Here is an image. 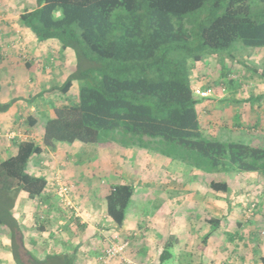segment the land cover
Masks as SVG:
<instances>
[{
	"label": "trees",
	"instance_id": "obj_1",
	"mask_svg": "<svg viewBox=\"0 0 264 264\" xmlns=\"http://www.w3.org/2000/svg\"><path fill=\"white\" fill-rule=\"evenodd\" d=\"M35 5L21 13L20 22L39 42L57 39L77 59L53 90L68 93L78 81L80 93L75 103L55 107L42 145L24 140L0 161V227L8 231L15 264H78L76 248L35 255L13 214L20 192L36 199L46 191L48 180L28 171L31 158L46 146L80 141L105 147L120 140L122 149L158 148L198 169L264 173V146L204 133L191 81L193 64L207 54L233 50L238 42L264 48V0H35ZM228 74L223 67L222 75ZM11 105L1 104L0 111ZM209 187L227 192L229 182L212 180ZM134 194L133 184L124 183L106 197L108 217L119 226ZM175 224L169 217L154 224L164 244L158 264L172 256L169 230ZM261 260L264 264V256Z\"/></svg>",
	"mask_w": 264,
	"mask_h": 264
},
{
	"label": "crops",
	"instance_id": "obj_2",
	"mask_svg": "<svg viewBox=\"0 0 264 264\" xmlns=\"http://www.w3.org/2000/svg\"><path fill=\"white\" fill-rule=\"evenodd\" d=\"M24 1L25 0H0V105L12 101V105L8 110L0 111V161L15 154L17 145L24 140H33L42 145L44 127L47 119L55 116L54 109L56 106L61 105L59 104L60 101L64 105H71V103L69 104L65 99L68 98L72 89L78 83V81H75L71 91L68 93H62L56 89L53 90L54 87L60 86L64 83L68 74L75 68L77 59L74 51L71 49H63L57 39L39 42L35 34L20 22V15L24 11H19L17 15H15L12 11H9L11 8L7 9V7H10L15 3H22ZM13 42H15V44ZM215 56L217 57L216 54ZM59 69H63L66 74L56 77ZM260 74L264 76V72ZM198 78H200L202 82L199 83L198 80V82L195 83L191 77L194 90L195 87H200L201 90L206 91L212 86L211 83H209V80L211 79L207 78L205 74H200ZM225 80L228 81L227 79ZM225 80L218 79L213 84L216 86L219 84L223 85L226 84ZM229 82L232 84L231 81ZM260 83L261 85H259L258 90H252L251 92V89H246L249 92L241 97L239 94H244L243 88L240 83L236 84V82H233V89H229V92H227L228 96L226 97L216 96L214 95V92L209 96L203 97H199L196 94L199 98L197 110L204 133H209V135L215 138H219L215 136V134L219 132H221L220 135L225 136H228V134L229 136L236 134L238 135V139L240 136H244L249 139L250 142L248 143L264 146L263 80H261ZM217 87L221 88L219 86ZM236 90L238 92L234 93ZM233 102L240 103L239 105L241 106L234 109H230L232 106H224L227 104L230 105ZM35 120L37 122L33 125V121ZM20 128H24L26 133L22 132ZM253 139L261 141L258 142L260 144H256ZM82 148L84 147L80 144V141L74 143L58 142L54 146H46L41 154L34 155L29 162L28 171L32 175L45 177L48 180L46 191L42 195L43 197H39L38 203L33 204L38 206L37 210L39 213H34L37 224L40 226V230L44 233H51L52 231H48L46 228L50 229L53 227L52 234L46 237L48 240L54 238L57 240L60 237V231H63L61 237L65 238L62 241H59L57 244L58 247L45 251L46 253L44 255H39L31 244L35 238L30 236L28 238V235H26V246L40 258L56 252H73V249L76 248L78 264H101L98 259L102 254L101 251L104 247L102 241V239L104 240V237L96 229L94 223L100 228H109L114 225L125 233V235L128 234L134 236L136 226L130 224L131 220L128 221V218H126L125 223L119 226L116 222L112 221L107 214L106 197L108 193L114 185L124 184L119 182V180L123 179L120 170L113 166L110 167L112 159H109L107 156L100 157L95 161V164L97 165V167L95 166V170L100 171L101 175L105 176L109 183H106V185L102 187L96 183L93 185L92 183L88 184L90 179H88L87 176L89 175L88 171L91 167L87 165L86 167H80L77 163V159L81 157L80 155L86 153ZM45 154H48V156L41 159ZM38 156L40 157L38 158ZM106 161H109L110 164ZM152 162H150V164L147 162L146 164L151 165ZM162 163L163 162H159L160 165ZM167 164H169V161L163 163L164 166L159 167V169H163L164 171L166 166V169L168 170L166 173L165 171L163 173L164 179L162 180V183H160V187L162 186L163 189L161 188L159 197L161 201H164V206L162 204L164 214L166 215L167 212L169 214L173 212L176 213L174 214L176 224L179 223L180 225L179 216L181 215L184 218L182 211L186 213V208L183 206L182 175L179 172L172 173ZM51 174L53 175L51 176ZM57 177H61L65 181L67 177L70 181L76 183L77 189L73 196L76 199L77 207L79 206L78 209L83 215L90 213L94 215L96 219L93 218L92 223L84 224L85 220H81L79 217H75V220H73L69 212L64 209L66 215H69V218H67L70 220L67 219L68 223L66 222L65 225H61L60 228V225H57V220L51 213L53 208L50 206V209L46 211L44 207L52 201L50 200V198L53 197L52 195L55 197L57 196V184L55 183ZM85 181L86 183L84 184L83 182ZM230 191L231 185L229 183V190L224 193H229ZM28 198L32 203L35 202V199H32L29 196ZM45 198L50 202H44ZM22 199H25L26 201L27 198L22 197ZM189 201L194 207L197 206L201 211H204L205 214L208 213L216 219L223 218L220 217V211L227 210L228 213L230 212V209L227 208V205L224 203H215L214 192L210 197L204 194H193L189 197ZM168 202L170 203V206L167 204ZM41 204H43V206ZM99 204H102L101 208H93L95 205L99 206ZM103 207L106 209H104L105 213H100V210H103ZM194 212H196V210L193 208L190 217L193 218L195 215ZM39 215L40 220H45L46 216H49V218L46 219L47 222H41L39 220ZM41 215H45V218H42ZM50 218L54 219L51 223L48 222ZM187 218H189V215H187ZM79 219L82 223L78 222ZM59 222L60 224L65 223V221ZM180 226L187 231V229L184 228V225ZM42 227H45V229L42 230ZM58 227L59 229L57 230ZM78 228H87V230L82 234H79ZM252 230V235L247 237L248 240L245 239L244 248L250 250L249 252L252 250L254 253H257L258 250H262L263 253L260 254L262 258L264 256V235L262 236L260 234L261 236H258V234L261 230H264V221L261 224L259 223L257 227ZM107 232H110V230ZM210 234L207 236L205 248H202L201 250V254H206L205 256L210 255V262L203 261L202 259H192L194 261L192 262V260H189L187 257L188 254L186 251L184 252L185 255L180 254L179 251L177 264H212V259L216 257L217 251L223 252V255L225 249H229L228 245L222 243V241H216L217 238ZM134 239L136 238H133V240L131 239L130 242L132 243ZM106 244L108 243L106 242ZM54 245L55 244H52V247ZM142 246L143 248L145 247L144 245ZM143 248L139 250H142ZM247 254L249 253L241 251L240 258L245 259ZM10 256V258H13L12 252L10 253ZM133 257L134 258L132 259L135 261L133 264H158L160 262V257L157 258L158 260H156V262H151L149 252L146 253L144 250L139 251ZM127 258L131 259L130 257ZM261 258L260 263L258 264H263ZM12 261H14V259H12ZM110 264H127V260H114Z\"/></svg>",
	"mask_w": 264,
	"mask_h": 264
},
{
	"label": "rangeland",
	"instance_id": "obj_3",
	"mask_svg": "<svg viewBox=\"0 0 264 264\" xmlns=\"http://www.w3.org/2000/svg\"><path fill=\"white\" fill-rule=\"evenodd\" d=\"M35 6V0H25L22 3H15L10 7H7V9L11 8V10L9 11H12L15 15H17L19 11H25L28 8H34ZM13 43L15 44V42ZM234 48L235 49L230 51H218L219 54H217V57L215 56V54H207L202 60L203 62L201 61L193 64V67L191 68V77L195 83H197L198 80L199 83L202 82V80L198 78L200 74H205L207 78L211 79L209 80V83H211L212 86L206 90L208 96L214 92V95L216 96L226 97L228 96L227 92H229V89H233V82H236V84L240 83L242 85L244 94L240 93L239 95L241 97L245 96V94L249 92L246 89H251V92L252 90L256 91L258 90L259 85H261L260 81L263 80L264 83V76L260 74L264 72V48L247 47L241 42H238L234 46ZM232 55L235 56V58L232 57ZM253 66L258 69V72H254L251 69V67L253 68ZM223 67H226V70H228L229 74L227 76L222 75ZM62 74L66 73H64L63 69H59L56 77H59ZM218 79H227L228 81L225 80L227 85L219 84L217 86L221 88H218L215 84H213ZM230 79H232V81ZM229 81H231L232 84ZM195 89L198 92L199 90H201L200 87H195ZM209 90H211V92H209ZM237 92L238 91L236 90L234 93ZM79 93L80 83L78 82L77 85L72 89V92L69 94L68 98L65 100H67L69 104H73L76 100H79ZM198 95L202 97L200 94ZM59 104L64 105L63 103H61V101L59 102ZM239 104L240 103L233 102L230 105L227 104L224 106H232L230 109H234L238 106H241ZM20 130L22 132H25L24 128H20ZM220 134L221 132L216 133L215 136L222 138L223 140L238 139V135L236 134L230 136L229 134L228 136ZM207 135L211 136L209 135V133ZM238 140H242L247 143L250 142L249 139L244 136H240ZM253 140L256 144H260L258 142H261L256 141L257 139ZM119 141L120 140H118V142H116L115 140L108 141L111 144H103L105 147L99 144H86L80 142V144L84 147L82 149H84L86 153H83V155H80L81 157L77 159V163L80 167H86V165L91 167V169L88 171L89 175L87 176V178L90 179L88 184L92 183L93 185L94 183H96L97 185L102 187L106 185V183H109L106 180V177L101 175L100 171L95 170V166L97 167L95 161H97L100 157L107 156L109 159H112L111 164L109 163V161H106L110 164V167L113 166L116 169H119L121 172V176L123 179L119 180V182H128L133 184V186L135 187L134 197L132 198V201L127 209L128 221L131 220L130 224H134L136 226L134 236H130L128 234L125 235V233H123L114 225L109 227V229L106 227L100 228L94 223L96 229L104 237V240L102 239L104 247L101 251V255H103V253L106 251L110 244V241L114 236H117V239L121 242L124 240L131 241V239L133 240V238H136L134 239V241H132V243L130 242L129 247L123 253L124 256L113 258L108 262V264H110L114 260L120 259H126L127 264H133L135 262L132 259L134 258L133 256L142 250H144V252L146 253L149 252L151 262H156V260H158L157 258H159L161 253L163 252L164 244L160 242L158 243L161 236L160 233L157 232V230L154 228L153 224H163L165 218H175L174 214H176L174 212L171 214L167 212L165 215L163 211L164 201H161L159 197L160 190L162 188V186L160 187V183H162V180L164 179L163 173L164 171L165 173L168 171L166 169V166L164 168V171L163 169H159V167L164 166L163 163H167V161H169V164H167V166L170 168V171H172V173L179 172L182 175L181 183L183 185V206H185V211L186 213H188L186 214L184 213V211H182L184 218L181 215L179 216L180 225H184V228L187 229V231H185L183 227L179 225V223L175 224L169 230V234L171 233V237L173 239V245L171 246V248H169L172 256L165 261V264H177L179 251V253L182 255H185L184 252L186 251L189 260L202 259L203 261L210 262V255L205 256L206 254H201V245L204 246V241L207 239V236L210 233V235L217 238L216 241H222V243H226L229 247L228 250L225 249V253L223 255V252L217 251L216 257L212 259V264H243L245 262L251 264L260 263V254L263 253V251L258 250L257 253H254L251 250V252H249L250 250H246L244 248V242L245 239L248 240L247 237H249V235H252V229L257 227L259 223L261 224L264 221V173H240L233 169L230 171L225 170V168L217 171L198 169L194 168V166H192L190 163L182 162L180 160H175L168 157L158 148L157 150L155 148L147 149L133 146L122 149V145L119 143ZM40 156H38V158ZM47 156L48 154H45L41 157V159ZM151 159L154 162H152ZM147 162H149V164L150 162L152 163L151 165H148L146 164ZM159 162L163 163L160 165ZM52 175L53 174H51V176ZM56 180L57 179H55V183L57 182ZM212 180L228 181L231 185V191L229 193H224L212 190L209 187V183ZM66 182L73 185L72 193L74 194L77 189L76 183L70 181L67 177ZM83 183L85 184L86 181ZM213 192L215 203H224L225 205H227V208L230 209L229 213L227 212V210L220 211V217H223L221 219H216L208 213L205 214L204 211H201V209L197 206L194 207L189 201V197L193 194H204L210 197ZM52 196L53 197L50 198L52 201H49L50 203H48V205H46L44 208L46 209V211L50 209V206L53 208L51 213L57 220V225H60L61 228V225L66 224L69 215L67 216L64 212V209L66 211V208L61 203H59V197H55L54 195ZM22 197H26V201L25 199H22ZM28 199L29 198L25 192H20L18 198H16L15 201L13 214L18 219L19 223L24 227L25 235H28V238L29 236L35 238L34 241H29L31 242L36 253H38L39 255H44L46 253L45 251L58 247L57 244L59 243V241H62L65 238L61 237L63 235V231L59 232L60 237L57 240H55L56 238L52 240H48L46 238L48 237V235L52 234L53 227L50 229L46 228L48 231L51 230V233H44L40 230V226L37 224V220L34 217V213H39V211L37 210L38 206L33 205L38 203V198H36L35 202L33 203ZM252 202H255L257 205L251 213L249 211V208ZM167 204L170 206L169 202ZM41 205L43 206V204ZM101 207L102 204H99V206L95 205V207L93 208L98 209ZM193 208L196 210V212H194L195 215L192 218L190 217V215H192L191 210H193ZM104 209L105 207H103V210H100V213H105L106 209ZM90 214L84 215V224L92 223L93 218L95 217L92 213ZM187 215H189V218H187ZM48 218L49 216H46V219ZM46 219L40 220L39 218L41 222L46 221ZM72 219L75 220L74 218ZM213 219L219 222H213ZM53 220V218H50L48 222L51 223ZM59 221H65V223L60 224ZM78 222L82 223L80 219L78 220ZM58 229L59 227L57 228V230ZM85 230H87V228H78V233L82 234ZM108 230H110V232H107ZM260 234L263 236L264 230H261L258 236H261ZM8 236V231L0 227V264L15 263L14 261H12L13 258H10L11 252L9 249L10 241ZM106 242L108 244H106ZM52 244L55 245L52 247ZM142 245H144L145 247L143 248ZM141 248L143 249L139 250ZM241 251L249 253L247 254V257L245 259L240 258ZM127 257H130L131 259H128ZM193 260L192 262H194ZM98 261L100 262L99 259Z\"/></svg>",
	"mask_w": 264,
	"mask_h": 264
},
{
	"label": "built area",
	"instance_id": "obj_4",
	"mask_svg": "<svg viewBox=\"0 0 264 264\" xmlns=\"http://www.w3.org/2000/svg\"><path fill=\"white\" fill-rule=\"evenodd\" d=\"M194 91L195 94L197 95L200 94L202 97L208 96V93L205 90H199L198 92L195 89ZM209 92H211V90H209ZM56 181H57L56 194L59 197L60 200L59 203H61L66 208V211H68L72 216L77 218L79 217L81 220L82 219L84 220V215L79 211L77 204L75 202V198L72 193L73 185L67 183L66 181H63L61 177H57ZM256 205L257 204L255 202H252L249 208V211L251 213L253 212V209L256 207ZM129 245H130L129 240H124L121 242L120 240L117 239V236H114L113 239L110 241V244L106 249V251L99 258L101 264H108V262L111 259L124 256L123 253L127 250ZM243 264H251V263L245 262Z\"/></svg>",
	"mask_w": 264,
	"mask_h": 264
}]
</instances>
